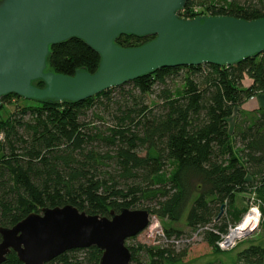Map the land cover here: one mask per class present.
Returning a JSON list of instances; mask_svg holds the SVG:
<instances>
[{
	"label": "trees",
	"instance_id": "trees-1",
	"mask_svg": "<svg viewBox=\"0 0 264 264\" xmlns=\"http://www.w3.org/2000/svg\"><path fill=\"white\" fill-rule=\"evenodd\" d=\"M193 8L214 16L264 18V0H187L178 15L191 18ZM152 38L122 35L115 43L135 47ZM98 62L95 51L71 38L49 48L47 65L73 75L95 72ZM34 84L43 87L42 81ZM259 94H264V52L232 66L161 68L78 102L2 96L0 227L64 205L107 217L123 208L144 209L172 223L187 210L185 223L193 234L213 254H226L217 243L242 219L237 195L261 199L264 224V106L243 108ZM12 102L14 109L2 115ZM163 232L183 238L172 227ZM126 246L129 264H174L187 253L176 252L174 244ZM100 257L96 247L74 249L48 264H99ZM232 259L219 264H264V243L250 244ZM2 264L23 263L11 251Z\"/></svg>",
	"mask_w": 264,
	"mask_h": 264
},
{
	"label": "water",
	"instance_id": "water-1",
	"mask_svg": "<svg viewBox=\"0 0 264 264\" xmlns=\"http://www.w3.org/2000/svg\"><path fill=\"white\" fill-rule=\"evenodd\" d=\"M186 1L0 0V99L15 94L39 102H78L161 68L232 66L264 52V18L184 19L178 12ZM122 35L153 38L121 47L115 40ZM71 38L99 55L95 72L64 75L48 68L49 48ZM149 221L144 209L123 208L107 217L73 205L46 207L0 227V264L11 251L23 264H48L66 251L89 247L101 250L99 264H129L125 241Z\"/></svg>",
	"mask_w": 264,
	"mask_h": 264
},
{
	"label": "rangeland",
	"instance_id": "rangeland-1",
	"mask_svg": "<svg viewBox=\"0 0 264 264\" xmlns=\"http://www.w3.org/2000/svg\"><path fill=\"white\" fill-rule=\"evenodd\" d=\"M150 101L151 104H153L152 100ZM19 103L22 104L24 102L20 101ZM15 105H16L15 102L6 105V107L3 108L1 114L6 115L10 113V111L14 109ZM259 106H264V94H259L258 96L250 98L243 105L244 109H255L258 108ZM228 123H229V127L232 128L234 124V116L229 118ZM236 205L239 209L244 210L241 221L251 210H255L256 214H259L258 224L250 232L246 233L240 238H235L231 242H228V244H231V247L227 249L226 254H213L211 248L203 241L200 235H196V236L193 235V231L190 230L185 223L187 210L185 211L181 221L178 223H172L165 219H157L156 217L150 216V221H149V226L151 225L150 231L153 232V229H157L156 224H159L162 229L163 227H172L175 230L181 231L182 232L181 235L183 237L182 239L190 240L189 242L179 243L178 245L174 246L176 252L182 249H185L187 251L186 256L182 258L180 262L174 264H219V262H224V263L230 262L232 258H233L232 261L234 260V257L236 256L237 252H240L241 250L247 248L250 244L264 243V224L260 223L262 222L263 219L260 211V206L262 205L261 199L255 193L239 194L236 196ZM225 212L226 211L224 210L223 213ZM238 224L232 223L233 225L232 227L230 225L229 227L230 229L226 235L227 237L230 231L236 228V225L238 226ZM147 235L148 232L147 234L146 232L144 233L141 232L138 235H136L133 238V240L128 241V243L126 244L132 245V244L142 243L147 246H152L154 244L163 245V243L159 242L160 240L158 239L155 240V242H153L151 239L147 240ZM238 264H243V263L239 262Z\"/></svg>",
	"mask_w": 264,
	"mask_h": 264
},
{
	"label": "built area",
	"instance_id": "built-area-1",
	"mask_svg": "<svg viewBox=\"0 0 264 264\" xmlns=\"http://www.w3.org/2000/svg\"><path fill=\"white\" fill-rule=\"evenodd\" d=\"M183 9L180 10V11L183 12ZM192 12L194 14L192 15L191 18L196 17V16L210 15L209 13H206V12L205 13L199 12L198 8H193L192 9ZM181 18H184V19H188L189 18L190 19V17H185L184 15L181 16ZM150 226L148 224V226L143 230V233L146 232V234H147V232H148L147 240H150L151 239L153 242H155V240L158 239V240H160L159 242H162L163 244H174V245H178L179 243L189 242L190 241L189 239H182L181 240V239H175L173 237L172 238L166 237L165 234H164V232H163V229L160 227L159 224H156L157 229H153V232H151L150 231ZM193 235L196 236V234H193ZM157 244H158V241H157ZM217 245H218V247L221 250H227L229 247H231V244H228L227 236L226 235L221 238V240L217 243Z\"/></svg>",
	"mask_w": 264,
	"mask_h": 264
},
{
	"label": "bare ground",
	"instance_id": "bare-ground-1",
	"mask_svg": "<svg viewBox=\"0 0 264 264\" xmlns=\"http://www.w3.org/2000/svg\"><path fill=\"white\" fill-rule=\"evenodd\" d=\"M258 215L259 214H256L255 210H251L238 224V226L236 225V228L230 231L227 241L231 242L235 238H240L241 236L253 230V228L258 224Z\"/></svg>",
	"mask_w": 264,
	"mask_h": 264
},
{
	"label": "crops",
	"instance_id": "crops-1",
	"mask_svg": "<svg viewBox=\"0 0 264 264\" xmlns=\"http://www.w3.org/2000/svg\"><path fill=\"white\" fill-rule=\"evenodd\" d=\"M250 83V81L249 80H247V81H245V84H249ZM244 108V107H243ZM247 110H251V109H247Z\"/></svg>",
	"mask_w": 264,
	"mask_h": 264
},
{
	"label": "flooded vegetation",
	"instance_id": "flooded-vegetation-1",
	"mask_svg": "<svg viewBox=\"0 0 264 264\" xmlns=\"http://www.w3.org/2000/svg\"><path fill=\"white\" fill-rule=\"evenodd\" d=\"M143 232V231H142Z\"/></svg>",
	"mask_w": 264,
	"mask_h": 264
}]
</instances>
